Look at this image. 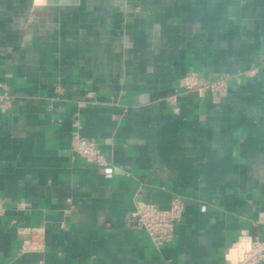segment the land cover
<instances>
[{
    "label": "crops",
    "instance_id": "crops-1",
    "mask_svg": "<svg viewBox=\"0 0 264 264\" xmlns=\"http://www.w3.org/2000/svg\"><path fill=\"white\" fill-rule=\"evenodd\" d=\"M5 89L0 264H230L264 238V0H0ZM76 122L120 171L72 157ZM177 197L169 241L126 225Z\"/></svg>",
    "mask_w": 264,
    "mask_h": 264
},
{
    "label": "built area",
    "instance_id": "built-area-1",
    "mask_svg": "<svg viewBox=\"0 0 264 264\" xmlns=\"http://www.w3.org/2000/svg\"><path fill=\"white\" fill-rule=\"evenodd\" d=\"M252 74V71H247ZM230 75L210 79L204 77L197 71L185 74L182 79L184 88L187 91H196L199 95L206 92L218 93L227 90ZM11 105V94L7 89L0 94V107L8 108ZM72 130V157H82L86 161L99 166H111L114 170H119L103 151L99 148L96 141L82 135L80 124L74 123ZM184 202L175 198L169 208L138 199L133 209L127 212L125 222L128 227L141 229L156 243L161 244L169 241L174 235L175 225L183 216ZM257 222L264 225V214L260 215ZM239 255L230 264H264V238L258 236L240 238L236 243ZM157 264H170L169 261H161Z\"/></svg>",
    "mask_w": 264,
    "mask_h": 264
}]
</instances>
